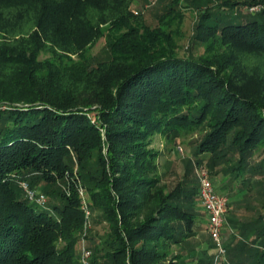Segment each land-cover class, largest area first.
<instances>
[{
    "label": "trees",
    "instance_id": "trees-1",
    "mask_svg": "<svg viewBox=\"0 0 264 264\" xmlns=\"http://www.w3.org/2000/svg\"><path fill=\"white\" fill-rule=\"evenodd\" d=\"M132 1L0 0V264H84L85 207L108 227L88 264H182L168 256L193 230L198 187L161 184L156 133L198 132L197 162L235 153V180L264 176V71L245 59H264V7L235 11L264 0H170L155 25ZM183 6L197 56L179 54ZM242 227L211 264H264V213Z\"/></svg>",
    "mask_w": 264,
    "mask_h": 264
},
{
    "label": "rangeland",
    "instance_id": "rangeland-1",
    "mask_svg": "<svg viewBox=\"0 0 264 264\" xmlns=\"http://www.w3.org/2000/svg\"><path fill=\"white\" fill-rule=\"evenodd\" d=\"M220 1V0H218ZM243 1V0H240ZM249 1V0H248ZM170 0H133L131 8L139 10L141 16L150 25H155L163 8L168 5ZM185 3V2H183ZM247 5L236 7L235 11L241 15L247 14ZM194 9H187L183 6L184 19L178 26V33L175 39L178 44L179 54L185 56L193 54L197 56L203 52V46L190 45V37L193 33L196 13ZM27 26V25H26ZM29 27V24L28 26ZM176 26L172 27L173 32ZM191 48V49H190ZM191 50V51H190ZM89 53L100 58L106 55L103 39L89 50ZM44 55H42L43 57ZM248 64L259 67L264 71V59L258 56L245 58ZM201 140V134L192 132L185 135L165 137L156 133L152 137V147L157 153L158 174L161 184L167 189L172 190L178 186H185L188 190H195L199 185L201 167L205 165L209 172L216 189L226 193L230 200V207L226 214L224 228L221 232L222 245L228 248L242 235V225L248 220L255 219L259 214L264 213V176H251L249 171L245 174L244 180H235L231 173H227V168L238 158L237 154L230 153V162L220 161L214 168L210 169L208 162L204 159L197 162L196 148ZM261 155L255 153L249 157V165L258 162ZM225 171V172H224ZM195 198V208L197 210L196 223L192 232L176 244L171 246V256L178 255V261L182 264H202L200 260L215 261L217 252L216 242L210 237L206 230V215L201 211V205ZM89 211V210H88ZM89 223L85 232L81 235L76 244V253L83 256L84 249H91L94 243H98L108 231L107 223L101 221L99 214L89 211ZM251 238L252 236L249 235ZM248 239V237H247ZM203 261V262H204Z\"/></svg>",
    "mask_w": 264,
    "mask_h": 264
},
{
    "label": "built area",
    "instance_id": "built-area-1",
    "mask_svg": "<svg viewBox=\"0 0 264 264\" xmlns=\"http://www.w3.org/2000/svg\"><path fill=\"white\" fill-rule=\"evenodd\" d=\"M148 1L153 3L156 0ZM263 7L264 3L258 2L247 6L246 9L249 12H259L263 9ZM134 12L137 14L139 10H134ZM22 186L24 187L28 198L34 199L39 203H45L46 196L43 193L31 190L26 183H22ZM197 197L206 215V230L208 231L210 237L216 242L217 252L215 261H217L219 257H223L225 255V247L221 242V232L224 228L226 214L230 207V200L226 193L219 192L216 189L205 165L201 167ZM85 213L88 217L89 211L86 207ZM90 254V250L84 249L82 256L84 264H88Z\"/></svg>",
    "mask_w": 264,
    "mask_h": 264
},
{
    "label": "crops",
    "instance_id": "crops-1",
    "mask_svg": "<svg viewBox=\"0 0 264 264\" xmlns=\"http://www.w3.org/2000/svg\"><path fill=\"white\" fill-rule=\"evenodd\" d=\"M206 220V219H205Z\"/></svg>",
    "mask_w": 264,
    "mask_h": 264
}]
</instances>
